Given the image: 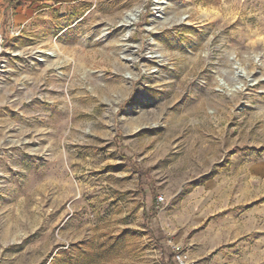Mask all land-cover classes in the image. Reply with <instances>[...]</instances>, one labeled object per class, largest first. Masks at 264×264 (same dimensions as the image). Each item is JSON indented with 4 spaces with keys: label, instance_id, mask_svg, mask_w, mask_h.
<instances>
[{
    "label": "rangeland",
    "instance_id": "374dc122",
    "mask_svg": "<svg viewBox=\"0 0 264 264\" xmlns=\"http://www.w3.org/2000/svg\"><path fill=\"white\" fill-rule=\"evenodd\" d=\"M175 250L264 264V0H0V264Z\"/></svg>",
    "mask_w": 264,
    "mask_h": 264
},
{
    "label": "built area",
    "instance_id": "2783aa9c",
    "mask_svg": "<svg viewBox=\"0 0 264 264\" xmlns=\"http://www.w3.org/2000/svg\"><path fill=\"white\" fill-rule=\"evenodd\" d=\"M174 264H189V261L186 259V256L183 253L178 251H173L172 254Z\"/></svg>",
    "mask_w": 264,
    "mask_h": 264
},
{
    "label": "trees",
    "instance_id": "16d2710c",
    "mask_svg": "<svg viewBox=\"0 0 264 264\" xmlns=\"http://www.w3.org/2000/svg\"><path fill=\"white\" fill-rule=\"evenodd\" d=\"M156 199H157L156 197H154L153 195H151V200H152L153 203H154V201H155Z\"/></svg>",
    "mask_w": 264,
    "mask_h": 264
}]
</instances>
